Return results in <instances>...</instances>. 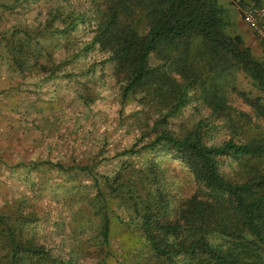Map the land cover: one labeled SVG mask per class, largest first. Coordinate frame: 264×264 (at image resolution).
<instances>
[{"label": "trees", "instance_id": "obj_1", "mask_svg": "<svg viewBox=\"0 0 264 264\" xmlns=\"http://www.w3.org/2000/svg\"><path fill=\"white\" fill-rule=\"evenodd\" d=\"M17 1L0 0V6ZM221 1L88 0V12L73 9L65 18L57 5L35 33L12 28L0 40L14 70L32 73L38 66L54 75L59 63L41 39L48 34L51 39L54 34L69 36L89 21L92 35L78 55L91 49L106 54L122 95L142 93L144 104L160 110L148 143L126 151L144 152L145 169L104 182L107 193L126 213L123 219L118 213L114 216L136 229L142 239L141 250L119 253L117 264H264V172L234 180L220 171L223 157L243 160L264 154V139L245 138L244 127L252 122L236 112L229 99L234 67L264 91V65L240 34L226 32L228 20ZM261 2L254 0L257 5ZM45 56L48 61L41 62ZM244 96L257 115L264 116L258 98ZM193 99L209 110V117L220 121L226 140L210 143L216 126L207 120L183 134L168 129L167 117ZM161 154L183 162L199 186L172 218L159 186ZM91 170L82 167L99 186ZM105 196L98 187L96 211H102L98 233L107 247L111 210ZM14 222L0 214V264H68L22 239L20 225ZM105 259L100 257V264Z\"/></svg>", "mask_w": 264, "mask_h": 264}, {"label": "rangeland", "instance_id": "obj_2", "mask_svg": "<svg viewBox=\"0 0 264 264\" xmlns=\"http://www.w3.org/2000/svg\"><path fill=\"white\" fill-rule=\"evenodd\" d=\"M251 2L254 0L221 1L228 20L226 32L240 34L264 65V43L242 19L241 9ZM16 3L0 6V40L12 28L35 33L44 27L57 5L64 18L73 9L88 12L89 6L88 0ZM88 22L80 23L69 36L54 34L55 39H51L48 34L41 39L59 63L54 75L43 73L38 66L32 73L14 70L0 43V214L6 221L20 225L18 235L22 239L44 247L60 262L100 264V257L106 256L104 264H117L119 253L140 251L142 239L136 229L114 216L118 213L125 218L126 213L120 202L107 193L104 182L112 181L117 174L127 177L130 171L140 173L145 169L144 152L126 151L148 143V132L160 110L144 104L142 93L122 95L106 54L91 49L78 55L92 35ZM40 61L48 60L45 56ZM231 78L230 103L252 122L244 127L245 138L264 139V116H258L244 96L258 98L264 107V91L236 67ZM209 114L193 99L167 117L168 129L183 134L197 122L207 120L216 126L210 143L219 144L228 135L219 127L220 121ZM158 164L159 186L172 218L199 191V186L180 160L161 154ZM82 167L92 169L99 186ZM220 171L234 180L262 173L264 154L243 160L223 157ZM98 187L106 194L111 210L107 247L98 233L102 223V211H96L100 205Z\"/></svg>", "mask_w": 264, "mask_h": 264}, {"label": "built area", "instance_id": "obj_3", "mask_svg": "<svg viewBox=\"0 0 264 264\" xmlns=\"http://www.w3.org/2000/svg\"><path fill=\"white\" fill-rule=\"evenodd\" d=\"M241 12L244 23L249 26L256 38L264 43V0L259 5L253 2L246 4Z\"/></svg>", "mask_w": 264, "mask_h": 264}, {"label": "crops", "instance_id": "obj_4", "mask_svg": "<svg viewBox=\"0 0 264 264\" xmlns=\"http://www.w3.org/2000/svg\"><path fill=\"white\" fill-rule=\"evenodd\" d=\"M254 3V2H253Z\"/></svg>", "mask_w": 264, "mask_h": 264}]
</instances>
